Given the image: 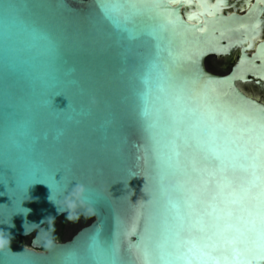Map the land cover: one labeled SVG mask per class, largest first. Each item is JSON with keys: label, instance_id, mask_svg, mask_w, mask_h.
Wrapping results in <instances>:
<instances>
[{"label": "water", "instance_id": "95a60500", "mask_svg": "<svg viewBox=\"0 0 264 264\" xmlns=\"http://www.w3.org/2000/svg\"><path fill=\"white\" fill-rule=\"evenodd\" d=\"M257 29L207 0H0V264H264V101L241 84L264 42L206 62ZM67 214L91 222L57 240Z\"/></svg>", "mask_w": 264, "mask_h": 264}, {"label": "flooded vegetation", "instance_id": "af4514ba", "mask_svg": "<svg viewBox=\"0 0 264 264\" xmlns=\"http://www.w3.org/2000/svg\"><path fill=\"white\" fill-rule=\"evenodd\" d=\"M212 6L222 11L225 15L231 13H237L239 15H246L247 23L255 25L257 31H253L248 35H242V39L236 36L233 40L236 43L232 48L230 54L227 55H210L207 59V66L210 70L226 74L230 72L234 66L238 63L239 58L245 49L247 55H252L260 43L264 42V0H207ZM185 10L190 11V6H184ZM192 9H201V5L198 2H194L191 6ZM252 81L241 82L243 88L251 95L264 101V78L255 77L249 74ZM59 221V220H57ZM53 226L56 230V225Z\"/></svg>", "mask_w": 264, "mask_h": 264}, {"label": "rangeland", "instance_id": "374dc122", "mask_svg": "<svg viewBox=\"0 0 264 264\" xmlns=\"http://www.w3.org/2000/svg\"><path fill=\"white\" fill-rule=\"evenodd\" d=\"M89 222H91V219L82 215L67 214L57 221L56 230H58L60 224H64L62 230L66 234V237L71 238L82 226Z\"/></svg>", "mask_w": 264, "mask_h": 264}, {"label": "trees", "instance_id": "16d2710c", "mask_svg": "<svg viewBox=\"0 0 264 264\" xmlns=\"http://www.w3.org/2000/svg\"><path fill=\"white\" fill-rule=\"evenodd\" d=\"M77 215H79V214H77ZM63 226H64V224H60V227L58 228V230H56L54 232L53 237L55 239H57V240H66V239H68V237H66V234L62 230ZM17 240L20 241V242H23V243H25L27 245H31V238H29V237H26V238L18 237Z\"/></svg>", "mask_w": 264, "mask_h": 264}, {"label": "snow or ice", "instance_id": "6c2138e0", "mask_svg": "<svg viewBox=\"0 0 264 264\" xmlns=\"http://www.w3.org/2000/svg\"><path fill=\"white\" fill-rule=\"evenodd\" d=\"M14 7H16L15 5H12V4H5L4 5V9L5 10H10V9H12V8H14ZM156 7H159V5H156ZM133 37L130 35L129 36V39H132ZM113 247V249L115 250V246L113 245L112 246Z\"/></svg>", "mask_w": 264, "mask_h": 264}]
</instances>
